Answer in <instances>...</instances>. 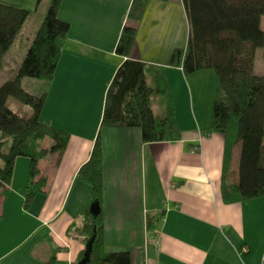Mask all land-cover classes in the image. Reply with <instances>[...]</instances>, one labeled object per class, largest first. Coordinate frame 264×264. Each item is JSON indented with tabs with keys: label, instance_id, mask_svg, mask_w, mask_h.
<instances>
[{
	"label": "crops",
	"instance_id": "1",
	"mask_svg": "<svg viewBox=\"0 0 264 264\" xmlns=\"http://www.w3.org/2000/svg\"><path fill=\"white\" fill-rule=\"evenodd\" d=\"M131 1L61 4L58 17L70 29L53 80L45 84L39 119L67 132L70 139L59 164L55 157L39 162L45 189L27 211L23 191L29 160L15 161L8 191L0 193V264L79 262L83 237L74 230L89 210L91 191L77 173L97 136L106 252H129L131 264H261L264 258V196L236 204L221 199L224 138L208 135L213 72L185 76L169 66L173 51L187 43L181 1L174 0L179 8L172 0L147 3L130 56L165 70L180 140L144 144L139 129H100L108 85L124 61L114 49ZM0 4L29 11L39 7L37 0Z\"/></svg>",
	"mask_w": 264,
	"mask_h": 264
},
{
	"label": "trees",
	"instance_id": "2",
	"mask_svg": "<svg viewBox=\"0 0 264 264\" xmlns=\"http://www.w3.org/2000/svg\"><path fill=\"white\" fill-rule=\"evenodd\" d=\"M63 1H49L20 65L0 86V193L8 191L15 161L28 159V185L23 191L25 211L45 189L39 162L55 157L59 164L70 139L67 132L40 122L46 92L32 95L21 86L23 79L45 84L53 80L70 29L69 23L58 17ZM149 1H131L128 22H124L114 49L124 61L108 85L100 129H139L144 144L171 143L180 140V131L165 70L130 57L137 26ZM180 1L188 25L187 43L184 49L173 51L169 66L180 68L185 76L213 72L215 91L208 135L224 138L221 199L225 204L259 199L264 196V76L254 73V63L257 49L262 50L264 61V0ZM40 2L37 0V5ZM33 12L0 4V69L5 72L10 68L5 56L14 42L26 35ZM9 98L28 107L30 116L23 118L11 111L6 106ZM159 100L163 109L160 117H155L152 102ZM237 149L239 160L233 168ZM101 162L97 136L77 178L89 186L91 204L97 202L100 213L93 218L89 210L85 212L74 233L83 237L84 247L94 237L87 264H131L129 252L108 253L104 249ZM151 228L148 217L147 229ZM82 256L83 252L80 260Z\"/></svg>",
	"mask_w": 264,
	"mask_h": 264
},
{
	"label": "rangeland",
	"instance_id": "3",
	"mask_svg": "<svg viewBox=\"0 0 264 264\" xmlns=\"http://www.w3.org/2000/svg\"><path fill=\"white\" fill-rule=\"evenodd\" d=\"M177 1H180V0H177ZM48 2H49L48 0L41 1L37 10L35 9V6H32L33 8L30 6L31 11L32 12L34 11V12L31 15V20L28 26L27 33L21 41L19 40L15 41L14 44L9 49V51L7 52L5 57L7 59L8 64L10 65V68L8 72H5V70L0 69V86L5 81V79H7L8 77L10 78V76L8 75L13 74L17 70L18 66L20 65L26 53V47L30 43V39H32L34 33L37 31L39 25L41 24L43 20V17H44L43 15L47 10ZM122 3L120 5L123 7ZM172 4L173 6H178L179 8V4L177 5V3H175L174 0H172ZM5 5L10 6L9 4H5ZM180 6L182 7L181 3H180ZM115 13H116L115 16L117 17L118 11L116 9H115ZM180 18L183 19L182 13H180ZM124 22L125 23L128 22L126 18ZM169 40L170 39L167 38L166 42H168ZM254 73L257 75L264 76V61H263V54H262L261 49H257L255 52ZM21 86L27 93H30L32 95H40L47 89L44 82L34 80V79H23L21 82ZM6 106L11 111H13L15 114L23 118H28L31 114V110L28 107L22 105L20 102H18L14 98H9L6 102ZM162 109H163V105L160 103V100L152 102V111L155 117H160ZM210 116H211V110L209 113V118ZM47 145H48V142H45L44 146H47ZM235 154L237 157L236 158V163H237L238 157H239L238 149L234 152V155Z\"/></svg>",
	"mask_w": 264,
	"mask_h": 264
},
{
	"label": "water",
	"instance_id": "4",
	"mask_svg": "<svg viewBox=\"0 0 264 264\" xmlns=\"http://www.w3.org/2000/svg\"><path fill=\"white\" fill-rule=\"evenodd\" d=\"M89 213L93 218H96L99 213H100V207L98 205L97 202H93L89 208ZM94 241V237H91L85 247H84V251H83V256L82 259L77 263V264H87L90 260V255H91V250H92V244Z\"/></svg>",
	"mask_w": 264,
	"mask_h": 264
},
{
	"label": "built area",
	"instance_id": "5",
	"mask_svg": "<svg viewBox=\"0 0 264 264\" xmlns=\"http://www.w3.org/2000/svg\"><path fill=\"white\" fill-rule=\"evenodd\" d=\"M261 264H264V258H263V260H262Z\"/></svg>",
	"mask_w": 264,
	"mask_h": 264
}]
</instances>
